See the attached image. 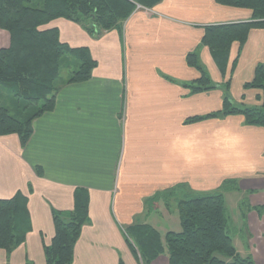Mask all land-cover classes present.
I'll list each match as a JSON object with an SVG mask.
<instances>
[{
	"label": "crops",
	"instance_id": "0c3cea01",
	"mask_svg": "<svg viewBox=\"0 0 264 264\" xmlns=\"http://www.w3.org/2000/svg\"><path fill=\"white\" fill-rule=\"evenodd\" d=\"M250 20V9L216 0H161L96 35L63 18L50 22L63 42L89 48L97 66L89 80L63 84L25 146L16 134L0 136V198L22 193L32 221L24 243L9 254L0 249V264H46L53 211L72 210L77 191L88 196L89 219L72 264H143L131 246L134 226L153 227L165 244L162 231L178 229L171 221L179 201L223 193L232 206L234 192L241 196L230 224L233 243L264 264V128L237 113L222 115V87L191 92L186 86L200 77L190 52L216 85L226 78L202 43L205 28ZM9 45L0 28V49ZM235 60L238 88L264 63V28L251 29L242 46L232 44L228 68ZM253 90L250 103L241 92L240 108L260 104ZM211 113L218 115L191 120ZM233 136L256 161L255 173L225 172L224 164L235 161ZM148 264L170 262L163 253Z\"/></svg>",
	"mask_w": 264,
	"mask_h": 264
},
{
	"label": "trees",
	"instance_id": "16d2710c",
	"mask_svg": "<svg viewBox=\"0 0 264 264\" xmlns=\"http://www.w3.org/2000/svg\"><path fill=\"white\" fill-rule=\"evenodd\" d=\"M161 0H0V28L10 35V45L0 49V89L7 90L24 115H13L0 104V136L16 134L25 146L33 134V122L52 111L57 93L63 84L84 82L92 77L97 61L87 47H72L63 42L57 28L47 25L56 19L80 24L92 34L117 29L137 9L138 5L152 8ZM219 4L252 11V20L205 28L202 43L221 66L228 70L233 43L241 46L253 28H264V0H216ZM187 60L200 73L195 84L186 85L191 92L208 91L217 87L209 74L196 63V53ZM64 61L73 65L70 77L61 80ZM236 60L232 64L234 70ZM220 68V67H219ZM225 86L222 115L240 114L249 125L264 128V63L257 65L254 78L245 87L256 90L259 105L240 108L233 103ZM32 112H29L30 109ZM19 110H17L18 112ZM211 113L191 120L217 116ZM230 183V182H229ZM228 186V185H227ZM225 186V187H227ZM84 196V197H81ZM182 229L169 231L165 244L157 230L147 224L134 226L131 246L143 264L166 253L170 264H256L242 256L230 235V216L223 193L196 196L178 203ZM89 219L88 196L75 194L72 210L53 211L55 234L44 245L46 264H72L74 248L83 225ZM32 229L28 199L22 193L10 199L0 198V249L7 254L24 243ZM31 264V263H26ZM119 264H125L122 260Z\"/></svg>",
	"mask_w": 264,
	"mask_h": 264
},
{
	"label": "rangeland",
	"instance_id": "374dc122",
	"mask_svg": "<svg viewBox=\"0 0 264 264\" xmlns=\"http://www.w3.org/2000/svg\"><path fill=\"white\" fill-rule=\"evenodd\" d=\"M161 2V1H160ZM159 2V3H160ZM158 3V4H159ZM157 4V5H158ZM157 5H155V6H157ZM139 6H141V5H138V7ZM154 6V7H155ZM137 7V8H138ZM144 8H146V7H144ZM236 58V57H235ZM232 65L228 68V70H227V72H226V74L224 75L226 78H225V81H223V82H221L222 84H217V86L218 87H222L223 88V91H224V95H225V86L228 84V86H229V83L231 82L232 83V86H231V88L229 89V91H228V95L229 96H231V98H232V100H233V103L235 104V105H237V106H239V105H241L240 104V102L239 101H241V100H239V98H240V95H241V92L243 93L244 91H246V101L247 102H251L250 101V98H251V96H253V89L252 88H246L245 87V85H246V83L248 82H244L243 84H242V86H241V84H239L238 85V88H235L234 87V83H233V71H232ZM74 67H73V65L71 66V65H68V62L67 61H64V63H63V67H62V73H61V80H66V79H68L69 77H70V72H71V70L73 69ZM206 72L207 73H209V71H207L206 70ZM210 74V73H209ZM210 77H211V75H209ZM212 79V78H211ZM235 80V79H234ZM236 80H235V84H236ZM221 85V86H220ZM234 89H233V88ZM253 90V91H252ZM239 96V97H238ZM255 96V95H254ZM223 100H224V98H223ZM0 104H2V105H5V106H7L9 109H10V111H11V113L13 114V115H19V117L20 116H22V115H24V113L26 112V109H24V108H22V107H17V104H16V102H15V100H14V98L12 97V95L7 91V90H3V89H0ZM17 110H19L18 112H17ZM33 111V109L31 108L30 110H29V112H32ZM224 189V188H223ZM234 194V196H232L229 200H230V202H231V204H232V206H230V205H227V208H228V213H229V216H230V224H231V219H233L234 218V216L236 215V210H237V208L236 207H234L235 206V202L240 198V196H241V194H239V193H236V192H234L233 193ZM227 204V203H226ZM174 224V227H178V229H182V226H181V220H180V214H179V209L177 208V210L174 212V218L172 217V221H171V225H173ZM230 224H229V231H230ZM178 229H174L173 231H178ZM165 233V231H162V233ZM162 234L164 237H165V235L167 234Z\"/></svg>",
	"mask_w": 264,
	"mask_h": 264
},
{
	"label": "clouds",
	"instance_id": "9594fccd",
	"mask_svg": "<svg viewBox=\"0 0 264 264\" xmlns=\"http://www.w3.org/2000/svg\"><path fill=\"white\" fill-rule=\"evenodd\" d=\"M229 148L231 150L232 155L235 157L234 162H227L224 164V169L226 173H248L253 174L257 170L256 161L252 160L248 157L246 147L243 144V141L239 137H231ZM189 161H191V157H188Z\"/></svg>",
	"mask_w": 264,
	"mask_h": 264
},
{
	"label": "built area",
	"instance_id": "2783aa9c",
	"mask_svg": "<svg viewBox=\"0 0 264 264\" xmlns=\"http://www.w3.org/2000/svg\"><path fill=\"white\" fill-rule=\"evenodd\" d=\"M140 7V6H139Z\"/></svg>",
	"mask_w": 264,
	"mask_h": 264
}]
</instances>
